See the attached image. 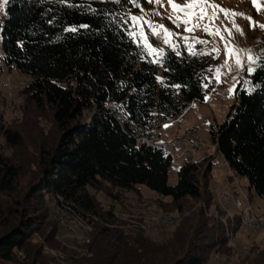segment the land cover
Instances as JSON below:
<instances>
[{"label":"trees","instance_id":"obj_1","mask_svg":"<svg viewBox=\"0 0 264 264\" xmlns=\"http://www.w3.org/2000/svg\"><path fill=\"white\" fill-rule=\"evenodd\" d=\"M135 8L126 0H7L0 24V70L29 78L23 95L37 108L49 109L61 131L53 154L43 161L41 190L102 223H94L90 244L70 259L74 264H204L209 247L197 241L179 257L193 233L171 248L170 242L153 243L141 233L109 227L117 220L89 192L103 187L110 188V195L144 186L171 204L201 196L199 165L178 168L177 182L170 186L171 156L139 138L193 102H204L210 62L170 48L155 62L131 36L128 13ZM257 64L252 92L238 83L224 121L209 135L228 169L264 199V55ZM90 111L87 123L83 118ZM6 139L15 143L18 136L7 132ZM212 166L208 163L206 171ZM16 177L0 154V191L11 193ZM13 213L18 211L0 206V231L11 225V231L0 234V264H25L16 252L26 260L32 255L26 244L38 230L35 219L23 214L12 219ZM32 256L30 264H49L40 249Z\"/></svg>","mask_w":264,"mask_h":264},{"label":"rangeland","instance_id":"obj_2","mask_svg":"<svg viewBox=\"0 0 264 264\" xmlns=\"http://www.w3.org/2000/svg\"><path fill=\"white\" fill-rule=\"evenodd\" d=\"M126 2L137 9L128 13L131 36L145 47L155 62H161L166 48L210 62L209 93L204 102L190 104L179 118L167 121L170 126L155 125L149 130L151 135L167 142L177 137L185 138L192 129L198 132L195 136L198 147L190 149L193 156L189 164L199 165L203 187L199 199L187 198L176 204L144 186L130 192L111 191L110 195V188H92L89 192L102 211H110L117 220V224L109 227L141 233L153 243H183L184 237L193 233L190 240L189 236L185 238L187 241L181 247L184 254L180 258L185 257L191 244L195 246L197 241L209 247L203 255L204 264H264V199L248 189L245 178L228 169L209 135V129L224 121L234 103L235 86L240 83L247 92L253 90L251 76L258 66L257 61L264 55V0H256L255 5L252 0H208V4L202 3L196 10L207 13L203 20L185 15L179 7L174 10L168 0ZM173 2L183 6L187 0ZM5 4V0H0V24L5 16ZM248 56L253 57V62H249ZM29 82V78L15 70L5 67L0 70V154L17 172L12 192L0 191V206L18 211V214L13 213L15 216L12 214V219L18 220L21 214L35 219L34 228L38 230L28 239L26 249L32 255L40 249L49 264H56L55 254L64 258L67 255L69 260L73 255L83 254L85 244L81 242L89 240L94 223H102L95 216H83L72 209L71 202L41 190L43 161L53 154L61 131L53 122L49 109L37 108L23 95ZM92 114L93 111L85 113L83 119L88 123ZM7 132L18 136L15 143L6 139ZM182 152L179 151L178 156ZM208 163L213 164L210 172L206 171ZM176 170L172 167L168 173L170 186L177 182ZM237 200L242 204L241 209L236 207ZM245 210L249 213L247 217ZM248 219L250 222L246 221ZM8 231L11 225L1 229V236ZM223 240L226 245L218 248ZM179 243L174 245L177 247ZM32 255L26 260L22 253L16 252L18 260L25 264L31 263Z\"/></svg>","mask_w":264,"mask_h":264},{"label":"bare ground","instance_id":"obj_3","mask_svg":"<svg viewBox=\"0 0 264 264\" xmlns=\"http://www.w3.org/2000/svg\"><path fill=\"white\" fill-rule=\"evenodd\" d=\"M125 117V116H124ZM178 118H179V116H178ZM126 119V118H125ZM160 127L162 126V124H160L159 125ZM165 127H167V126H165ZM159 131V130H158ZM194 132H197L196 130H193ZM160 133V132H159ZM144 135H146V133L144 134ZM143 135V136H144ZM138 136V135H137ZM195 136L196 135H193V133H187L186 135H185V138H183V140L182 141H180V149L179 150H174V156H176V158L175 157H173V159H172V157H171V159H172V162H171V165H175L176 164V160H183V166H185V165H190L189 164V160H190V158H188V155H191V151H190V149H192V148H194V147H198L197 146V139L195 138ZM176 139H181V137H177ZM199 145V144H198ZM179 151H183L182 153H181V155L180 156H178V152ZM176 152V153H175ZM193 156V155H192ZM195 156V155H194ZM192 159V158H191ZM193 160V159H192ZM193 163V162H192ZM162 198V197H161ZM236 207H238V209H241L242 208V204H241V202L239 201V200H237L236 201ZM245 208V207H244ZM246 211V210H245ZM242 214V213H241ZM249 213H248V211H246V217L247 216H249L248 215ZM251 214V213H250ZM262 218V217H261ZM260 218V219H261ZM257 220V219H256ZM258 222V221H257ZM264 223V222H263ZM63 227V226H62ZM260 227V226H259ZM80 232V231H79ZM90 232V231H89ZM89 242V240L87 241V240H83L81 243L84 245L85 244V246H86V244ZM81 244V245H82ZM90 244V243H89ZM59 252H61V251H59ZM64 254V253H63ZM67 256V255H66ZM66 256H65V258H66ZM53 257H54V259H55V263L56 264H74L73 262H72V260H69V259H65L61 254L59 255V254H55V255H53ZM53 257H52V259H53Z\"/></svg>","mask_w":264,"mask_h":264},{"label":"built area","instance_id":"obj_4","mask_svg":"<svg viewBox=\"0 0 264 264\" xmlns=\"http://www.w3.org/2000/svg\"><path fill=\"white\" fill-rule=\"evenodd\" d=\"M163 126H170V125H169L168 122H165V123H162V127ZM189 133H193V135H197L198 132H194L193 129H192V130H190ZM182 140H183V137H181V139H175V140H172L170 142H167L164 139H160L158 137L157 138L154 137V135H151L149 131L147 132L146 135H144V136L139 138V141L141 143H144L147 146L156 148V149L162 151L164 155H170L171 157L172 156L174 157V150H179L180 149V141H182ZM190 157H192V153H191V155H188V158H190ZM172 167H176L177 169L180 168V167H183V160H176V164L175 165H171L170 169ZM246 221L250 222V219H248ZM61 223L64 225L63 220H61Z\"/></svg>","mask_w":264,"mask_h":264},{"label":"snow or ice","instance_id":"obj_5","mask_svg":"<svg viewBox=\"0 0 264 264\" xmlns=\"http://www.w3.org/2000/svg\"><path fill=\"white\" fill-rule=\"evenodd\" d=\"M5 2H7V0H5ZM63 2V0H62ZM169 4H171L172 8L174 10H176L178 7H179V11L184 13L185 15H195L196 16V19L198 20H203L205 18V16L207 15V13L203 10L197 12L196 10L200 7V5L203 3V4H208V0H187L186 4L183 5V6H178L176 3L173 2V0H168ZM252 3L255 5L256 4V0H252ZM212 7H215L214 5H211ZM221 11H227V10H224V9H221ZM233 15H236L235 13H233ZM213 16H215V13H213ZM171 18V17H170ZM133 20H136L137 17H132ZM250 19V18H249ZM180 23H183V24H187L188 21H180ZM82 27H87L86 25L85 26H82ZM185 30H190V29H185ZM206 32L208 31L207 28L204 29ZM69 31H74V29H69ZM209 34H212V33H209ZM218 34V33H217ZM223 38V37H221ZM165 43H168V41L166 40ZM248 60L249 62H253V57L252 56H248ZM240 61L237 60V64H239ZM252 69L249 68L247 69V71H251Z\"/></svg>","mask_w":264,"mask_h":264}]
</instances>
